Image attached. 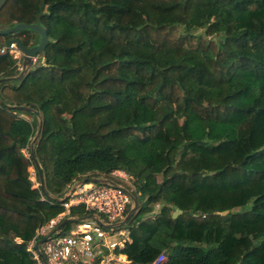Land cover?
<instances>
[{
  "label": "trees",
  "instance_id": "trees-1",
  "mask_svg": "<svg viewBox=\"0 0 264 264\" xmlns=\"http://www.w3.org/2000/svg\"><path fill=\"white\" fill-rule=\"evenodd\" d=\"M20 23L48 45L20 80L0 53V264H35L68 187L117 169L132 264H264V0H6L0 26ZM89 215L73 207L63 233Z\"/></svg>",
  "mask_w": 264,
  "mask_h": 264
},
{
  "label": "built area",
  "instance_id": "built-area-1",
  "mask_svg": "<svg viewBox=\"0 0 264 264\" xmlns=\"http://www.w3.org/2000/svg\"><path fill=\"white\" fill-rule=\"evenodd\" d=\"M6 50L1 49L0 53ZM8 52L23 70L24 53L17 44L12 43ZM37 57L33 58L34 64ZM30 173L33 187L39 188L35 171L30 170ZM110 176L112 180L103 179L105 183L79 181L68 187L59 199L64 211L40 227L28 245L35 264L128 263L121 250L131 242V237L122 224L134 203L129 186L134 179L122 169L112 171ZM78 206H83L91 217L72 224L71 229L63 233V222L70 219L71 209ZM167 260L168 256L161 254L150 264H164Z\"/></svg>",
  "mask_w": 264,
  "mask_h": 264
},
{
  "label": "water",
  "instance_id": "water-1",
  "mask_svg": "<svg viewBox=\"0 0 264 264\" xmlns=\"http://www.w3.org/2000/svg\"><path fill=\"white\" fill-rule=\"evenodd\" d=\"M5 1L6 0H0V9L3 7ZM25 29H31V30L36 31L40 35L41 41H40L39 45L32 47V48L25 47L20 43L17 44L18 48L24 53L22 74L17 78V80H20L22 78L23 74L27 70H29L33 67V65H34L33 58L37 57L41 53H44L46 48H47V45H48L47 31L40 23L36 24V25H29V24L20 23V24L16 25L15 27H12V28H5L4 26H0V34L9 35V34H14L18 31L25 30ZM11 44L12 43H9L7 45L6 53H8V48L10 47ZM82 182L86 183L87 180H83ZM94 182L101 184V183H105L106 181L103 179H96V180H94ZM135 209H136V206L131 210L128 217L131 215V213H133V211ZM182 213H183L182 210L176 208V209H174L172 217L177 218ZM226 214H227V212H224L221 215H226ZM90 217L91 216H88L84 219H88ZM84 219H82V220H84Z\"/></svg>",
  "mask_w": 264,
  "mask_h": 264
},
{
  "label": "rangeland",
  "instance_id": "rangeland-1",
  "mask_svg": "<svg viewBox=\"0 0 264 264\" xmlns=\"http://www.w3.org/2000/svg\"><path fill=\"white\" fill-rule=\"evenodd\" d=\"M39 64H42V65L45 64V60L43 58H41L40 56L37 57V62L33 65V67H35L36 65H39ZM20 65L22 66L21 61H20ZM22 116L25 117L26 119H29V120L31 119L27 115H22ZM38 123H39V120H38ZM25 154L28 156L29 152H26ZM30 170H34L35 171V169L33 167H31ZM35 173H36V171H35ZM129 186H130V189H132V191H135L134 180L130 181V185ZM134 207H135V203H133V206H132L131 209H133ZM160 208H161V205H155L154 206V213L159 212Z\"/></svg>",
  "mask_w": 264,
  "mask_h": 264
},
{
  "label": "crops",
  "instance_id": "crops-1",
  "mask_svg": "<svg viewBox=\"0 0 264 264\" xmlns=\"http://www.w3.org/2000/svg\"><path fill=\"white\" fill-rule=\"evenodd\" d=\"M116 252L118 253V252H120V251H119V250H117ZM124 257H126V259H127V261H128V263H126V264H132V263H131V261H130V260L127 258V256H126V255H124Z\"/></svg>",
  "mask_w": 264,
  "mask_h": 264
}]
</instances>
